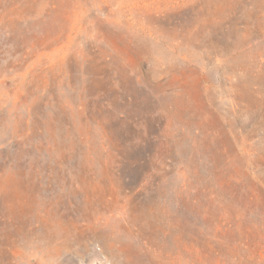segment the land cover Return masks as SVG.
I'll use <instances>...</instances> for the list:
<instances>
[{"label": "rangeland", "instance_id": "obj_1", "mask_svg": "<svg viewBox=\"0 0 264 264\" xmlns=\"http://www.w3.org/2000/svg\"><path fill=\"white\" fill-rule=\"evenodd\" d=\"M0 264H264V0H0Z\"/></svg>", "mask_w": 264, "mask_h": 264}]
</instances>
